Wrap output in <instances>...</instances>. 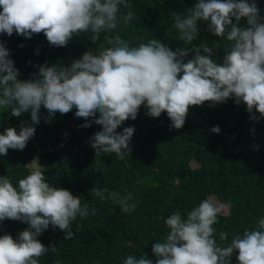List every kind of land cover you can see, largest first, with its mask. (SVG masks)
<instances>
[{"label": "clouds", "instance_id": "obj_1", "mask_svg": "<svg viewBox=\"0 0 264 264\" xmlns=\"http://www.w3.org/2000/svg\"><path fill=\"white\" fill-rule=\"evenodd\" d=\"M133 17L132 0H0L2 34L15 31L30 37L43 31L51 45L64 46L75 43L73 34L87 32L91 45L103 35L111 46L98 49L95 55L85 53L67 66L41 63L29 78L20 79L9 49L0 41V109H10L12 120L30 113V122L21 120L0 131V156L9 148L21 150L34 141L41 106L47 110L45 122L56 112H74L73 119L91 121L81 129L100 125L88 146L96 153H114L121 160L130 152L134 127L116 129L124 120L135 119L141 105L150 117L164 111L169 127L177 129L182 127L188 107L204 101L215 104L232 98L237 105L245 104L250 120L264 118V14L257 0H195L186 13L173 12L178 39L190 48L170 49L156 38L131 46L118 34L109 39L121 22L127 25ZM198 22H206L208 31L228 41L220 62L213 58L215 43L212 47L205 42L191 43L199 32ZM189 52L191 57L185 59ZM210 131L219 133L220 128L213 125ZM70 137L65 132L62 141L47 152L61 151ZM90 192L101 200H111L121 212L136 207L134 193L127 189L109 191L94 186ZM224 207L206 197L183 216L172 211L164 218L166 235L152 243L155 260L144 253L129 254L121 264H231L234 250H238L237 264H264V214L255 227L230 239L219 232L220 241L227 240L221 246L213 236V225ZM90 213L95 208L81 203L68 190L50 185L40 167L15 185L0 175V221L9 218L28 225L15 237L0 234V264H39V258L54 251L52 245L45 248L37 239L41 231L51 227L67 240L73 235L69 225L77 216Z\"/></svg>", "mask_w": 264, "mask_h": 264}, {"label": "trees", "instance_id": "obj_2", "mask_svg": "<svg viewBox=\"0 0 264 264\" xmlns=\"http://www.w3.org/2000/svg\"><path fill=\"white\" fill-rule=\"evenodd\" d=\"M194 3L195 0H132L133 19L127 25L121 22L109 39L118 34L131 46L156 38L170 49L190 48L178 39L173 12L186 13ZM257 6L264 14V0H257ZM244 22L242 17L240 23ZM198 25L197 38L191 43L205 42L209 47L215 43L213 58L220 62L228 41L208 31L206 22ZM88 37L87 32L73 34L74 44L53 46L43 31L30 37L15 31L11 35L0 33V41L9 49L20 79L29 78L41 63L67 66L85 53L95 55L98 49L111 47L103 35L96 45H91ZM191 55L189 52L185 59ZM145 112L141 105L135 119L124 120L116 129L134 127L130 152L123 160L114 153H96L88 146L100 125L83 130L80 126L91 121L73 119L74 112H56L45 122L47 110L43 106L39 110L41 118L34 126V141L21 150L9 148L0 156V175L7 176L14 185L37 161L50 185L68 190L81 203L95 208L94 214L77 216L69 225L73 235L67 240L51 227L41 231L37 239L45 248L52 245L54 251L39 258V264H121L125 256L142 253L155 260L151 246L168 231L164 218L174 210L183 216L206 197L225 204L213 225V236L221 246L227 240L220 241L219 232H225L230 239L245 228L256 226L264 214V118L250 120L245 104L237 105L232 98L215 104L204 101L190 105L178 129L169 127L164 111L158 117ZM0 117V131L21 120L30 122L28 112L12 120L10 109H0ZM213 125L219 126V133L210 131ZM65 132L71 135L65 148L47 152L62 141ZM40 150L43 153L39 154ZM193 162H198L199 167L194 168ZM94 186L133 191L135 209L121 212L111 200L92 195L90 189ZM26 227V222L5 218L0 221V234L7 232L15 237ZM237 251L234 250L231 264H237Z\"/></svg>", "mask_w": 264, "mask_h": 264}, {"label": "rangeland", "instance_id": "obj_3", "mask_svg": "<svg viewBox=\"0 0 264 264\" xmlns=\"http://www.w3.org/2000/svg\"><path fill=\"white\" fill-rule=\"evenodd\" d=\"M192 165H193L194 168H197V167H199L200 164L198 162H193ZM35 167H40V165L36 161H33L31 168L33 169Z\"/></svg>", "mask_w": 264, "mask_h": 264}]
</instances>
